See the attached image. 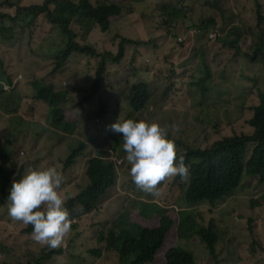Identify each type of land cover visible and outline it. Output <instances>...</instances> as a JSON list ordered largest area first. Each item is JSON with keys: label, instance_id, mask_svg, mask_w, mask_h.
Masks as SVG:
<instances>
[{"label": "rangeland", "instance_id": "1", "mask_svg": "<svg viewBox=\"0 0 264 264\" xmlns=\"http://www.w3.org/2000/svg\"><path fill=\"white\" fill-rule=\"evenodd\" d=\"M16 1L23 5H40L44 0ZM87 1L93 6L98 2L113 3L116 0ZM257 3L261 5L264 15V0H124L122 19H113L109 33L100 32L98 26L88 31L85 26L90 23L88 18L82 20V25L71 26L74 31L78 29L84 33L83 36L77 35L78 46L90 45L97 53H103L106 48L116 53L115 36L141 39L145 43L127 47L119 63L104 65L103 87L91 104L96 109L97 101L101 99L107 109L104 116L109 121L94 137L101 145H105L104 151L109 152L107 158L114 151L113 148L119 145L116 139L123 137L122 133L111 129L112 124L119 120L122 122L127 109L119 103L121 98L119 101L118 96L136 83H146L151 100L162 99L166 106L176 111L177 129L181 130L178 138L184 143L205 149L223 137L239 132L250 135L253 132L247 123L252 114L249 107L257 102V88L264 92V51L258 50L253 55L257 46ZM0 10L15 15L1 2ZM163 20L166 24H162ZM5 24L11 25L8 22ZM235 28L236 31L233 30ZM14 30L16 35L13 40L0 38V63H5V71L15 82V93L23 97L20 104L9 108L14 110L13 113L0 110V143H10L5 151L11 150L14 165L7 167L20 175L30 168L57 167L64 176L60 191L70 200L89 183L84 162L97 155L99 144L93 138H88L80 155L65 168L64 158L68 148H75L77 139H82V136L72 131L61 134L47 130L44 124L47 106L30 99V84L33 80H40L45 86L52 85L55 90L63 91V85L77 81L84 91L89 80L82 83V79L91 78L92 74L85 72L83 67L93 72L98 67L99 59L73 54L66 62V67L52 81L48 70L37 71L35 66L37 63H55L54 53L57 56L65 43L62 34L43 15L38 16L32 25L14 26ZM192 31L194 33L190 34ZM237 32L242 35L238 41V44L241 43L240 50L247 53L245 58L249 63H240L236 68L231 62L234 51L225 44L234 41ZM212 33L215 34L213 40L209 38ZM178 37L182 42H177ZM182 45H187L186 50H181ZM135 53L136 60L129 63ZM19 58H25V62L17 63ZM186 62L183 69L172 67ZM86 63L91 65L87 66ZM200 63H206V79H212L214 87L205 97L210 104L198 114V110L190 105L188 84L191 75L203 77V65ZM184 70L186 73L183 75L181 73ZM252 79L256 82L253 86ZM170 84L172 88H166ZM164 91H167V100L162 95ZM156 107L160 109L159 106H147L150 110ZM63 110L70 115L65 120H73L79 119L82 107L78 112L77 106L67 103ZM14 113L24 120L12 116ZM135 115L130 110V117ZM158 121L163 122V118L153 117L152 121L147 122ZM115 154L119 157L122 155L120 151ZM119 157L114 161L116 180L110 195L111 199L116 200L111 207L113 215L126 212L130 221L149 227L155 224V219L148 209H144L143 216L139 205L157 203L167 209V215L173 220L169 232L174 237L179 213L187 212L194 216L198 224L205 227L211 224L207 237L213 247V256L206 244L197 237L179 240L180 246L194 255L195 264H264V255L261 254L264 251V184H253L249 176L243 174L239 186L229 194L215 198L211 207L200 203L186 208L178 200L180 185L169 184L158 195H146L133 183L129 171L131 166L125 157ZM98 205L104 206L105 202L100 201ZM126 213L123 218L128 220ZM149 214L151 217H145ZM72 225L75 227L70 229L68 237L76 248L75 254L82 260L81 264H118L114 251L106 250L104 244L94 245L95 230L90 226L93 225L90 216L74 219ZM1 237L6 238L10 247L5 250L0 247V264H27L40 255L37 245L31 243L23 229L20 233H9L4 229L0 232ZM65 244L61 243V247ZM61 263V256L54 261H41V264ZM152 264H162V256L156 254Z\"/></svg>", "mask_w": 264, "mask_h": 264}, {"label": "trees", "instance_id": "2", "mask_svg": "<svg viewBox=\"0 0 264 264\" xmlns=\"http://www.w3.org/2000/svg\"><path fill=\"white\" fill-rule=\"evenodd\" d=\"M123 1L98 2L92 6L87 0H78L77 2L47 0L42 6H39L37 4L23 5L17 3L16 0H0L15 14L10 15L0 10V38L5 41L13 40L16 35L14 26H30L28 15L34 17L43 15L50 25L67 35L69 41L66 48L60 51L57 56L54 53L55 63H37L35 66L37 71L40 69L48 70V74H50L53 81L57 76V72L66 67V62L73 54L84 58L99 59L98 67H95L93 72L83 67L85 72L92 74L91 89L94 92L88 96L82 93L77 107L79 112L82 106L91 107L93 98L99 94V90L103 87L104 65L106 63H119L123 59L127 47H136L145 43L141 39L135 40L130 37L115 36L116 53L109 48H106L103 53H97L90 45L78 46L73 42L75 36H83L84 33L78 29L74 31L71 26L82 25V20L88 18L90 23L85 25L88 31L93 26H98L100 32L109 33L113 19L115 18V21L122 19ZM50 4L53 5L52 10L49 8ZM256 10L258 31L255 37L257 46L253 55L258 50L264 51V15L261 12L262 7L258 3L256 4ZM6 22L11 25H6ZM162 24H166V21L163 20ZM233 30L236 31V28ZM241 37L242 35L237 32L235 40L225 44L226 47L234 51V54H232L234 59L231 62L236 68L240 63H249L246 62L247 58H245L247 53L240 50L238 46ZM186 48L187 45H182V50H186ZM135 56L136 53L129 63L136 60ZM21 59L24 63L25 58ZM186 64L187 62L179 65L174 64L172 67L183 69ZM200 64L203 65L201 70L204 74L203 77L199 78L191 75V82L188 84V99L191 107L198 110V114L206 110L207 105L210 104L206 102L207 98L205 97L214 87L213 80L208 81L206 79V63ZM86 65L90 66L91 63H86ZM185 73L186 70L181 74L184 75ZM10 78V75L5 71V63H0V81L11 85ZM31 83L35 93L46 91L49 102L55 104L58 108L57 113L62 121L58 122L57 130L61 133L72 131L82 136V139H77L75 148H68L64 158L65 168L69 167L75 158L80 155L88 138H93L94 142L99 144L97 145L99 150L97 155L88 158L84 162L85 176L88 178L89 183L84 185L70 200L66 196L65 201L70 220L90 216L93 224L90 226L95 230L93 236L95 246L104 244L106 250L114 251L117 254L118 264H152L156 260V254L162 256V264H195L194 255L188 249L181 247L179 242V240L196 239L195 237L200 242L205 243L209 252L213 253V247L207 237L210 228L198 224L194 216L187 212L179 213V222L176 224V236L174 237L169 232L173 220L167 215V209L157 203L139 205L143 216L144 209H148L150 214L153 215V219H155V224L149 227L130 221L126 212H121L118 216L117 213L113 215L111 207L114 206L116 200L111 199L110 195L114 191L113 186L116 180L114 161H117L119 157L115 152L120 151L122 153L119 158L125 157L126 153H124L122 147L123 137L121 136L116 139L119 145L113 148L114 151H111L109 158H107L109 152L104 151L105 145H101L94 138L109 121L104 116L107 113L104 102L98 99L96 109L93 108L94 113L89 109L85 113L79 114V119L64 120L67 115L70 116L63 110L65 98L76 99L80 96V93L74 89H68L67 85L62 87L66 91L64 93L61 89L55 91L51 85L47 88L40 86V80H33ZM251 84L252 86L256 84L254 79L251 80ZM166 88H172V85L170 84ZM196 88L198 93H196ZM162 95L167 100V91H164ZM119 98H121V101ZM118 99L119 103L127 108L122 121L126 119L152 121L153 117L163 118V122L158 121V123L168 129L169 138L174 141L177 149V158L181 155L184 156L185 163L189 165V174L184 179L179 176L167 178L159 183L157 187L160 191L169 184L177 183L180 185L178 200L186 208H191L200 203L212 206L215 198L227 195L239 186L240 175L243 174L249 176L253 184H264V92L259 88H257V102L249 107L252 114L247 120L253 132L250 135L239 132L223 137L204 147L205 149H200L199 145L184 143L178 138L181 130L177 129L176 111L166 106V102L162 99L151 100L149 86L146 83L133 84L125 93L119 95ZM147 106H159L160 109L156 107L150 110ZM130 110L136 113L135 117H130ZM97 118H99L98 123L95 121ZM5 169V162L0 156V194L11 176V172ZM19 178V175L14 176V180ZM144 194L149 195L148 193ZM100 201H104L105 205H98ZM125 213L128 220L123 218ZM150 214L145 217H151ZM22 227V222L14 221L8 216V207L0 204V232L7 229L9 233H20ZM74 227L75 225H71L70 229ZM69 239L67 233L62 241V243L66 242L65 247L59 246L54 249L37 241L33 242L37 245L40 255L33 262L27 264L54 261L57 255L62 257L61 264H81L82 260L75 254L76 248ZM0 247L3 250L10 247L5 237L0 238Z\"/></svg>", "mask_w": 264, "mask_h": 264}, {"label": "clouds", "instance_id": "3", "mask_svg": "<svg viewBox=\"0 0 264 264\" xmlns=\"http://www.w3.org/2000/svg\"><path fill=\"white\" fill-rule=\"evenodd\" d=\"M46 1L44 0L42 4L38 5L42 6ZM49 8L52 10L53 5L50 4ZM28 16L30 25L38 18L32 15ZM59 32L65 39L64 46L60 50L63 51L69 40L67 35L60 30ZM193 33L194 31L190 34ZM209 38L213 40L215 34H210ZM76 39L77 36L73 38V42L78 45ZM176 40L177 42H182L180 37ZM238 46L240 49L241 43ZM17 63H22V59L19 58ZM86 79L89 80V83L84 91L78 86L77 81L65 84L68 89L78 91L80 96L76 99H68L66 97L63 106L67 103H72L73 106L78 107L82 93H85L87 96L93 94L94 91L91 89L92 79L85 77L82 79V83H85L87 81ZM10 81L11 85L0 81V110H5L7 113H13L14 110H9V108L13 105L20 104L23 100L22 95L16 94L14 91L15 82L13 83L11 78ZM39 84L44 88L50 86H45L42 83ZM30 85L32 87V83ZM62 92L65 93L66 91L63 90ZM30 99L47 106V115L44 123L45 128L51 132L61 133L57 130L58 122L62 121L57 113L58 108L55 104L49 102L47 92L35 93L32 88ZM89 109L94 113L92 106H82L81 114ZM12 116H18L19 120H24L17 113H14ZM91 116L94 117L93 114ZM95 121L98 123L99 118ZM111 129L114 132L123 134L122 147L126 153L125 159L131 166L129 170L130 175L133 183L142 192L149 193L153 196L158 195L159 190L157 186L165 179L176 176L184 179L188 176L189 165L185 163L184 156L181 155L177 158L175 143L169 138L166 127L156 122L150 123L145 120L137 121L126 119L122 122L119 120L112 124ZM8 146H10V143H0V156L5 162V170L11 172V176L7 180L3 192L0 194V204L8 207V216L11 219L23 223L22 229L25 230L31 243L37 241L53 249L59 246L61 247V243L70 231V227L74 221L69 218V211L65 206L66 197L60 191L61 185L64 182V176L53 165L43 168H30L24 175L13 173L12 169H8L7 167L14 166L11 161V150L5 151ZM16 175L20 176L18 180H14V176ZM240 176L242 180V175ZM207 205L211 207V205ZM210 225L208 227L201 226L210 228ZM261 254L263 256L264 251H261ZM210 255L213 256V253H210Z\"/></svg>", "mask_w": 264, "mask_h": 264}]
</instances>
